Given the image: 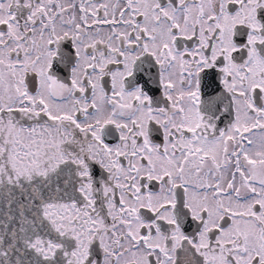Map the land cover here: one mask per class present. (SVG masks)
Here are the masks:
<instances>
[{
	"label": "snow or ice",
	"instance_id": "snow-or-ice-1",
	"mask_svg": "<svg viewBox=\"0 0 264 264\" xmlns=\"http://www.w3.org/2000/svg\"><path fill=\"white\" fill-rule=\"evenodd\" d=\"M0 264H264V0H0Z\"/></svg>",
	"mask_w": 264,
	"mask_h": 264
}]
</instances>
